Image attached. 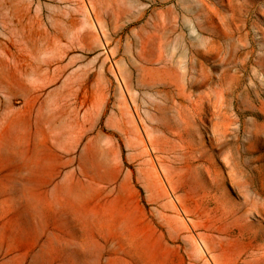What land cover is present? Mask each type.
Wrapping results in <instances>:
<instances>
[{"label":"rangeland","instance_id":"obj_1","mask_svg":"<svg viewBox=\"0 0 264 264\" xmlns=\"http://www.w3.org/2000/svg\"><path fill=\"white\" fill-rule=\"evenodd\" d=\"M0 264H264V0H0Z\"/></svg>","mask_w":264,"mask_h":264},{"label":"bare ground","instance_id":"obj_2","mask_svg":"<svg viewBox=\"0 0 264 264\" xmlns=\"http://www.w3.org/2000/svg\"><path fill=\"white\" fill-rule=\"evenodd\" d=\"M162 181H163V180H162ZM162 181H161V182H162ZM163 184H164V183H163ZM164 187H165V186H164ZM168 188H169V187H168ZM168 194H169V193H168ZM197 241H198V240H197ZM199 242H200V241H198V244H199ZM199 247H200V246H199ZM200 249H202V247H200Z\"/></svg>","mask_w":264,"mask_h":264}]
</instances>
